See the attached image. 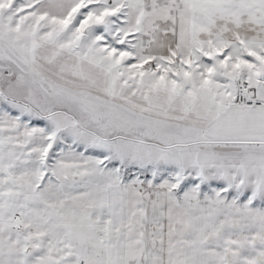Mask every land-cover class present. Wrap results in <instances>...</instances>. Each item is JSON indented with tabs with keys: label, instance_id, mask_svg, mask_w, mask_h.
<instances>
[{
	"label": "snow or ice",
	"instance_id": "snow-or-ice-1",
	"mask_svg": "<svg viewBox=\"0 0 264 264\" xmlns=\"http://www.w3.org/2000/svg\"><path fill=\"white\" fill-rule=\"evenodd\" d=\"M0 264H264V0H0Z\"/></svg>",
	"mask_w": 264,
	"mask_h": 264
}]
</instances>
